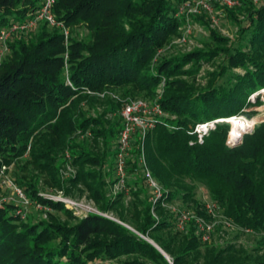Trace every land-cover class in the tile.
Wrapping results in <instances>:
<instances>
[{
    "label": "trees",
    "instance_id": "16d2710c",
    "mask_svg": "<svg viewBox=\"0 0 264 264\" xmlns=\"http://www.w3.org/2000/svg\"><path fill=\"white\" fill-rule=\"evenodd\" d=\"M184 1L56 0L57 19L72 29L84 26L86 36L65 41L58 28L49 30L41 22L34 39L17 34L9 44L11 55L0 64V160L9 163L28 154L27 162L47 170L52 182L60 185L57 155L68 147L77 172L67 181L83 184L101 211H114L122 222L152 239L170 261L145 238L112 219L89 214L74 223L58 220L55 211L68 219L73 215L63 204L38 197L35 181L20 179L15 181L26 194L52 211L48 220L29 222L14 214L13 203L0 207V264H97L107 259H121V264H264V258L252 259L254 255L232 245L201 242L193 227L186 234L178 232L176 219L160 206L154 207L157 220L138 178L128 205L123 194H106L101 167L113 154L110 145L120 127L105 115L122 105L100 94L110 89L152 94L164 79L160 104L174 117L158 119L144 138L152 176L172 201L193 200L196 185L202 184L224 216L244 229L264 232V121L232 146L227 143V138L232 143V125L227 122L217 123L202 143L192 133L198 122L244 113L253 104L249 95L264 88V2L247 9L248 22L240 24L238 44L232 48L226 46L228 38L213 32L219 42L216 48L153 62L177 32L176 13ZM40 3L0 0V29L26 22ZM220 51L225 52L226 65L212 72L205 86L197 87L188 78ZM223 75L226 79L219 82ZM83 102L91 108L105 106L92 116ZM86 129L102 139V151L70 141L73 131ZM137 143L134 156L139 152ZM137 170L134 163L130 171ZM193 203L192 210L205 215L202 204Z\"/></svg>",
    "mask_w": 264,
    "mask_h": 264
},
{
    "label": "rangeland",
    "instance_id": "374dc122",
    "mask_svg": "<svg viewBox=\"0 0 264 264\" xmlns=\"http://www.w3.org/2000/svg\"><path fill=\"white\" fill-rule=\"evenodd\" d=\"M246 2L239 0L237 4L234 5H221V4H213L210 12L201 11L199 13H189L188 15H176L177 21L179 23L177 32L170 37L169 41L165 44V46L158 51L156 56L153 59L154 61H159L162 58L170 57L176 54L185 53L194 49H206L208 47L216 48L219 45L213 36V32L220 36L228 38V43L226 46H230L231 48L238 43L237 33L240 24H247V9L250 6H257L264 2V0H257L254 3L252 0H245ZM180 6V5H179ZM211 15L217 17V23H213L211 21ZM41 23L36 24L35 26L27 29L20 30L24 36L34 39L38 33L39 27ZM189 27V32L186 30ZM55 27H48L49 30ZM16 34L11 35L5 41H0V64L3 60L7 59L11 55L10 43L14 42ZM87 34V29L84 26H80L77 28L69 27V35L70 36H78L80 38L85 37ZM225 63V52L220 51L217 55H215L208 62H203L199 69L198 74L194 78H188L190 81H193L197 87L205 86L208 81L212 78L211 73L217 72L220 69V66ZM190 64L186 65L188 67ZM233 72H242L240 68H233ZM226 75H229L227 73ZM225 75V76H226ZM224 75L220 76L218 81L222 82L226 79ZM164 79L161 80L160 84L155 89L154 93L147 94L145 91H142L137 94L126 93L122 89H110L100 94V97H110L119 101L123 107V104L128 102L129 100L135 98H142L144 100L150 102H160V98L163 92ZM253 104L252 106L243 109L244 113H240L239 115L234 116L233 118L241 121H251V127H255L262 120H264V88L252 93L248 98ZM258 101V102H256ZM256 102V103H254ZM103 103V102H102ZM81 106L86 110L89 115L95 116L97 113L101 112L105 105H97L94 108L88 107L84 102ZM121 110H117L112 113H107L105 116L112 123L117 121L119 127L121 126ZM248 114V115H247ZM250 114V115H249ZM172 116V115H171ZM167 117H170V114L167 113ZM173 117V116H172ZM229 119V118H228ZM227 120V119H226ZM255 120H257L255 124ZM230 127L232 125V132L230 135V139H232V143H227L229 146H232L235 142H241L242 136L246 133H251L253 128L248 131L244 129H237L235 125L231 122H227ZM239 126V125H237ZM242 128L241 126H239ZM234 135H238L237 139L234 138ZM115 138V139H114ZM118 139V132L115 136H113L114 143L110 145L112 155H108L105 162L101 167L102 177L106 183L105 190L108 197H113L117 194H123V202L125 205H128L131 196V186L133 185V181L135 179H139L142 181V184L145 189L148 188L145 184L143 174L141 172V168L138 164V154L134 156L133 151L137 149L138 140L135 139L132 143V148L130 150L131 157L127 160V180L125 184V188L116 190L115 184V171H114V159H115V150H116V142ZM70 141L78 146H85L94 151H102L105 147V144L102 142L100 137L95 138L93 134L88 130H75L70 135ZM28 154H25L23 157L13 160L12 162L6 163L9 165L7 174L12 180H29L32 179L36 182L37 193L39 192H47L48 190H61L65 196L70 197L73 200H77L78 202H83L84 204H89L91 201L94 206L98 209V205L94 201L92 197H90L88 190L81 183L78 184H70L67 180L71 176H73L77 172V166L74 164L70 157L69 148L65 147L64 149L59 150L57 159L59 163V168L57 172V178L60 180V185H56L52 182L50 174L47 170H38L32 166L31 163L27 162ZM135 158V159H133ZM26 160V161H25ZM136 163L138 166V170L135 173H132L130 170L133 167V164ZM17 183V181H15ZM140 184V183H139ZM127 188V191L125 190ZM149 193V191H148ZM0 200H6L3 204L15 202L11 191L8 188L0 186ZM193 200L199 201L202 204V208L204 205L211 201L210 195L207 189L202 184H197L195 187V193L193 196ZM193 200L183 201L178 199L175 201V204L178 208L181 209H191L193 208ZM65 207V206H64ZM66 208V207H65ZM68 209V208H67ZM73 218H67L62 212L55 211V216L60 221H66L68 223H74L77 219L83 218L80 214H74L72 210L68 209ZM26 216L24 221L29 222H37L39 220H48V216L43 217V212L34 207L28 208L26 211ZM168 215L169 212L164 210ZM110 218L116 221L117 223H123L127 225L126 227L130 229L132 232L138 234L140 237L145 239H150L144 235L139 234L136 230L128 223L122 222L117 214L114 211H110ZM92 214V213H90ZM220 214H223L222 212ZM89 215V214H88ZM170 217H172L170 215ZM212 219L215 223L212 226L210 241L206 242L212 243L219 246H224L225 244L232 245L235 249L242 250V253L249 252L254 255L252 259L264 258V232H257L252 229L246 230L243 227L235 224L234 229L223 228L222 218L220 216H215ZM21 220V219H20ZM189 226V225H188ZM192 226L188 227L189 228ZM175 229L183 234L186 232L183 230ZM152 240V239H151ZM170 259V257L168 256ZM97 264H121V259H107L102 261H97Z\"/></svg>",
    "mask_w": 264,
    "mask_h": 264
},
{
    "label": "built area",
    "instance_id": "2783aa9c",
    "mask_svg": "<svg viewBox=\"0 0 264 264\" xmlns=\"http://www.w3.org/2000/svg\"><path fill=\"white\" fill-rule=\"evenodd\" d=\"M238 1L239 0H186L180 4L176 15H188L189 13H199L201 11L210 12L213 4H227L230 6L237 4ZM252 1L254 3L257 2V0ZM55 2L56 0H41L40 6L30 15L29 20L23 23H12L7 27L1 28L0 41H5L11 35L21 32L20 30L31 28L41 22L46 23L49 27L58 28L63 34L65 41H67L69 27L57 19L54 13ZM217 20L216 16L211 15V21L213 23H217ZM186 31L189 32V27ZM173 117L171 115L170 117H167V112L163 110L159 101L150 102L142 98H135L123 104L121 110V126L118 131L114 159L116 178L114 186L116 190L125 188L127 180V160L131 157L130 150L132 148V143L137 139L139 142L138 164L149 191V199L152 203L151 212L153 216L158 220L154 207L160 206L176 219L175 226L178 229L186 232L188 227L192 226L200 241L208 242L211 239V229L215 223L212 217L214 218L217 215L220 216L222 218L223 228L234 229V222L230 218L220 214L221 211L219 205L212 200L207 202L203 207L205 215L197 214L188 208H178L175 201L167 198L166 190L152 176L146 165L143 148V141L146 134L156 125L158 119ZM217 123H219L218 118L196 123L192 130V133L196 135V141L202 143L204 136H206L211 130L215 129ZM165 125L169 129L172 128L170 124L166 123ZM189 143H192V141ZM8 167L9 165L0 160V186L8 188L13 195V198L15 199V202H12L14 204V214L22 220L26 216L25 211L30 207H34L43 212V217L48 216V213L52 211V208L48 204L41 202L38 198L29 197L24 189L8 176ZM125 190L127 191V188ZM38 197L48 201L61 203L66 208L72 210L74 214H80L81 217H85L92 213L111 219L109 212L98 210L92 201L89 204L78 202L77 200L65 196L61 190H48L44 193L39 192ZM5 201L6 200H0V207Z\"/></svg>",
    "mask_w": 264,
    "mask_h": 264
},
{
    "label": "bare ground",
    "instance_id": "6f19581e",
    "mask_svg": "<svg viewBox=\"0 0 264 264\" xmlns=\"http://www.w3.org/2000/svg\"><path fill=\"white\" fill-rule=\"evenodd\" d=\"M219 122H231L234 125H239L242 127V129L245 128V130H249L251 128V121L247 122V121H241V120H237L233 117L229 118V119H218ZM232 141V139H230Z\"/></svg>",
    "mask_w": 264,
    "mask_h": 264
},
{
    "label": "water",
    "instance_id": "95a60500",
    "mask_svg": "<svg viewBox=\"0 0 264 264\" xmlns=\"http://www.w3.org/2000/svg\"><path fill=\"white\" fill-rule=\"evenodd\" d=\"M262 121H264V120H262ZM237 143H239V142L237 141L233 145H236ZM146 240L148 242H150L153 246H155L165 256V258L168 260V255L153 240H151V239H146Z\"/></svg>",
    "mask_w": 264,
    "mask_h": 264
}]
</instances>
